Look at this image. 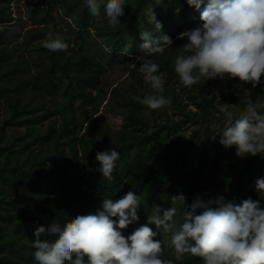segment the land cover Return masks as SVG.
Listing matches in <instances>:
<instances>
[{
    "label": "trees",
    "instance_id": "obj_1",
    "mask_svg": "<svg viewBox=\"0 0 264 264\" xmlns=\"http://www.w3.org/2000/svg\"><path fill=\"white\" fill-rule=\"evenodd\" d=\"M14 1L0 0V103L7 113L0 123V264H35L36 227L53 221L63 227L77 215L101 209L106 197L117 200L130 190L141 196L142 204L138 222L122 230L126 237L136 226L147 223L154 204L171 207V195L178 194V190L189 204L196 194L205 192L223 196L225 201L258 199L255 181L264 177V158L252 156L235 176V147L223 151L219 145L215 165L219 167L221 159L227 157L228 166L214 181L204 183L200 170L187 168L193 140L174 139L188 119L195 125L204 124L211 120L212 110L219 111L216 97L197 93L200 83L185 87L174 71L175 57L185 42L181 34L202 23L199 11L187 0H161L159 4L156 0H133L132 11L120 18L121 24L115 30L107 28L105 18H93L86 5L73 26L67 20L76 10L72 0H36L32 5L37 10L31 12L46 27L25 32L20 47L5 44L17 21ZM66 2L68 8H64ZM149 4L162 24L159 32L144 15ZM62 7L66 16H56ZM66 27L68 32L61 38L69 44L68 51L46 49L47 33L58 34ZM142 27L153 31L154 36L166 34L174 41L162 55L153 57L160 64L159 72L164 73V94L172 98L170 105L159 110H150L134 99L150 90L144 80L141 84L131 82L127 88L118 85L111 91L106 90L102 80L106 74L104 64L131 62V56L143 55ZM138 68L134 66L129 77H134ZM224 79L232 103H239L232 89L238 78ZM257 87L250 86L252 95ZM183 94L188 95L186 105ZM108 95L127 111L123 131L116 136L108 128L97 126V117L94 134L80 136L76 116L71 112L75 104L79 102L82 116L89 119L98 113ZM188 103L195 105L197 112H188ZM169 106L178 108L182 120L168 114ZM53 116L58 121L44 129L42 123ZM112 147L120 157L113 179L108 181L97 171L100 164L95 157L98 151ZM149 226L159 233L155 239L169 240L163 229ZM166 250L173 253L170 246ZM177 264L203 261L186 256Z\"/></svg>",
    "mask_w": 264,
    "mask_h": 264
},
{
    "label": "clouds",
    "instance_id": "obj_2",
    "mask_svg": "<svg viewBox=\"0 0 264 264\" xmlns=\"http://www.w3.org/2000/svg\"><path fill=\"white\" fill-rule=\"evenodd\" d=\"M83 3L93 18H99L103 9L107 28L115 30L129 0ZM187 4L199 11L202 23L180 37L185 42L175 57L174 71L182 85L190 88L202 80H223L226 76L253 88L264 84V0H187ZM144 15L159 32L162 24L151 4ZM153 33L143 27L140 31L143 55L136 60L150 90L134 99L150 110H159L170 105L172 98L164 94V73L159 72L160 64L153 57L162 55L174 41L166 34L157 37ZM44 47L51 52H67L69 44L49 31ZM262 109L264 104L248 103L237 116L221 105L226 121L219 144L234 146L241 159L264 158ZM119 157L114 147L96 153L100 164L97 171L104 179H113ZM255 188L256 200L225 201L223 196L205 192L196 194L190 204L178 190L171 195V207L154 204L147 223L127 237L122 230L138 222L141 196L130 190L117 200L106 197L101 209L77 215L63 227L56 221L36 227L35 264H177L186 256L199 257L203 264H264V177L256 179ZM150 224L163 229L170 239H155L159 233ZM166 246L171 247L172 258L165 257Z\"/></svg>",
    "mask_w": 264,
    "mask_h": 264
},
{
    "label": "rangeland",
    "instance_id": "obj_3",
    "mask_svg": "<svg viewBox=\"0 0 264 264\" xmlns=\"http://www.w3.org/2000/svg\"><path fill=\"white\" fill-rule=\"evenodd\" d=\"M15 0L12 9L15 12V15L17 16V21L13 24V27L11 28V33L9 37L6 39L5 44L7 46L11 45H17L20 47V44L23 41V37L25 35V32H27L30 29H36V28H44L46 27L43 25L40 21H37L35 17L33 16L31 11L37 10V8L34 6L37 1L34 0ZM34 4V5H32ZM72 6H76V10L72 13V19L69 20V23L75 26V17L78 16V13L82 10L84 4L83 0H72L71 1ZM70 6L69 3H65L64 8H68ZM134 7V1L129 0L128 6L125 7V13L132 11ZM64 8L59 9L55 13V15L59 16H66V13L64 12ZM100 11L99 18H95L97 21H103L104 15ZM58 35L60 37H63L67 32L68 28H62L57 31ZM91 34L93 36L96 35L95 31L92 30ZM100 42V40H99ZM140 55L131 56L134 57V60L131 62H123V63H117V64H104L106 74L105 77L102 80H105V87L106 90L111 91L112 88L116 86H121L122 88H127L129 83L135 82L136 84L143 83L142 80L143 77L139 72V68L137 72L135 73V76L131 75L129 77L130 71L135 67H139V62L136 60V57ZM226 78V77H225ZM264 80V77L261 78ZM145 84H147L146 81H144ZM250 83L245 84L243 82H238L236 85L233 86V92L237 98V101L239 103H232V99L229 97L230 95V89L228 88V82L225 81V79L221 80L219 78L214 80H208L204 81L202 80L200 82V88L197 91V93H202L205 97L211 98L216 97V107L219 109V111L212 110L211 120L204 124H198L193 122L192 119H188V124H183L182 131L174 137V139H181V142H186L188 140H193L192 149L189 152V156L187 159V168L189 171L193 170H200L201 175L203 177L204 183H211L214 181L215 178H217L218 174H221L224 172V170L228 166V158L224 157L219 162V167L215 165V160L218 157V146L219 144V134L221 133L224 123L226 121V118L224 116V113L220 111V106L224 105L227 110L233 111L235 115H240L244 112L246 105L248 103H255V104H264V84L258 85L256 89L255 95H252V89H250ZM95 94V92H93ZM182 98L184 99V105L187 104V94H183ZM108 100V101H107ZM107 100L103 102V105L99 108V111L96 115H93V117L86 119L81 114L79 102H77L74 106V109L71 110L76 116V123L78 125V132L79 135L90 137L94 134L95 126L93 125L94 119L97 117L99 118V122L97 126H101L103 128H108L112 134L118 135L121 131L124 129L127 111L125 108L120 107L115 101L110 99V95H108ZM110 100V101H109ZM188 112H197L196 106L188 103ZM47 105H51L50 103H47ZM0 123L3 120L4 117L7 116V113L5 111L4 105L0 103ZM168 114L176 120L181 119L182 115H179L178 108H173L171 106L167 107ZM264 110V109H262ZM58 121V117L53 116L48 118L46 121L42 123V127L44 129L48 128L49 124L53 121ZM85 123V124H84ZM84 124V125H83ZM83 125V126H82ZM59 126V123H58ZM225 151L227 148H224L222 145H220ZM48 148H45L44 150L47 151ZM36 153H39V151H36ZM252 156H248L244 159L239 158L236 155V166L234 175H238V171L243 168L245 163L251 158ZM87 189V188H85ZM161 205V202L159 203ZM139 226H136L138 228ZM170 239V238H169ZM164 255L167 258H172L173 253L168 252L167 250L164 251Z\"/></svg>",
    "mask_w": 264,
    "mask_h": 264
}]
</instances>
